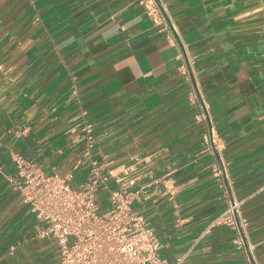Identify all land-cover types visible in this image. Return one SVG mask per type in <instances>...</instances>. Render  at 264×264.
<instances>
[{
    "label": "crops",
    "instance_id": "crops-1",
    "mask_svg": "<svg viewBox=\"0 0 264 264\" xmlns=\"http://www.w3.org/2000/svg\"><path fill=\"white\" fill-rule=\"evenodd\" d=\"M159 1L175 41L140 0H0V264H58L55 241L38 238L39 222L6 176L15 153L45 173L71 170L85 120L93 157L130 187L147 184L134 206L161 258L264 264V0ZM180 44L195 62L227 188L212 176L216 155L203 151ZM87 172L83 162L76 181ZM227 190L243 200L242 248L226 226L199 238Z\"/></svg>",
    "mask_w": 264,
    "mask_h": 264
},
{
    "label": "built area",
    "instance_id": "built-area-1",
    "mask_svg": "<svg viewBox=\"0 0 264 264\" xmlns=\"http://www.w3.org/2000/svg\"><path fill=\"white\" fill-rule=\"evenodd\" d=\"M140 1L148 16L169 30L175 41V29L169 23L164 3ZM180 48L182 64L179 72L188 81L196 103L195 119L201 127L203 151L216 155L212 176L220 187L227 188L219 136L207 103L196 94L192 82L194 59L185 45L180 44ZM81 141L79 157L65 174L45 173L38 164L15 153L12 155L15 173L6 176L39 222L38 238L55 241L58 264H181L182 259L169 262L159 256L161 244L154 229L134 206L141 200L147 184L130 187V182L123 181L115 172L116 168L109 167L108 161L100 162L93 157L95 137L92 124L86 120L81 126ZM83 162L88 166L87 178L76 181L75 171ZM131 168L122 165L120 172L125 174ZM226 197V207L211 219L199 238L215 226H226L235 232L236 244L242 248L246 244L248 227V220L242 213L243 200L233 197L228 190ZM246 247L249 252L250 247ZM248 260L256 262L250 252Z\"/></svg>",
    "mask_w": 264,
    "mask_h": 264
}]
</instances>
